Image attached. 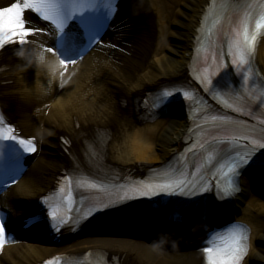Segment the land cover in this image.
<instances>
[{
    "label": "bare ground",
    "instance_id": "bare-ground-1",
    "mask_svg": "<svg viewBox=\"0 0 264 264\" xmlns=\"http://www.w3.org/2000/svg\"><path fill=\"white\" fill-rule=\"evenodd\" d=\"M220 1L119 0L106 33L78 66L65 68L58 56L44 51L52 43L51 35L41 34L26 45L0 50V116L14 125L19 138L32 140L36 147L32 156L20 160L21 166L31 164L29 173L4 197L14 239L6 246L1 264H37L57 253L82 255L88 250L113 264H206L196 249L198 238L170 250L168 242L158 243L155 231L152 236L111 231L105 236L80 232L76 237L63 231L55 237L37 203L56 186L65 169L114 180L126 173L140 178L172 161L193 125L189 107L176 118L164 116L151 122L142 98L160 87L193 83L195 49L209 14ZM13 2L0 0V8ZM180 8L187 12L181 13ZM25 15L35 26L48 28L33 13ZM172 25L179 31H170ZM167 37L176 43L167 44ZM168 50L173 57L164 55ZM252 66L264 84V32ZM71 76L73 81L66 87ZM65 137L69 146L62 141ZM147 208L141 204L119 207L101 219L143 215ZM187 213L206 214L208 226L228 219L248 224L252 248L243 264L264 263V250L257 246L264 242L261 171L243 174L239 190L228 200L212 193ZM27 225L35 231L26 236Z\"/></svg>",
    "mask_w": 264,
    "mask_h": 264
},
{
    "label": "snow or ice",
    "instance_id": "snow-or-ice-1",
    "mask_svg": "<svg viewBox=\"0 0 264 264\" xmlns=\"http://www.w3.org/2000/svg\"><path fill=\"white\" fill-rule=\"evenodd\" d=\"M113 6V0H14L9 6L0 8V50L5 49L8 45H26L32 38L41 34L51 35L53 37L52 43L44 51L53 56H58L60 64L67 68L68 65H74L78 59L82 58L85 49L93 44L98 37L102 39L101 33L108 27L113 16ZM26 12L35 13L41 21L47 22L48 28L35 26L26 17ZM250 20L251 14L246 12L239 24L231 29L228 43V54L232 57L231 64L234 68L241 70L240 74L243 75L244 84H247L248 73L251 72V68L246 66L250 65L260 30L264 29V14H261L260 18L256 20L255 29L251 31L249 29ZM82 38L87 40V45L83 47L80 44ZM212 59L216 60L217 57L213 56ZM201 81L206 91L212 90L208 87L213 83L211 79L201 78ZM172 95L171 91L162 92L157 96L154 103L165 105L170 102L169 97ZM184 95L187 97L188 93L185 92ZM226 106L233 107L231 104H226ZM233 110L241 111L242 109L233 108ZM211 119L213 121H226L227 117L214 115ZM0 125H4L3 116H0ZM0 140L8 142L3 146L6 154L12 149L13 143L23 146L26 152L36 151L32 140L19 138L16 129L11 124L0 127ZM239 140L249 141V143H245L242 147L237 146L235 155H229L218 170L226 178L222 182L225 184L224 187H221L220 183L216 185L219 194L223 197H230L239 190L238 184L232 177H238L242 170L249 166L250 162L253 166L264 167V158L254 159L257 151H264V137L249 140V135L241 133L233 137V142ZM200 147L203 148L204 145L201 144ZM212 159V155H209L207 163H211ZM20 163L21 161L17 157V165L19 166ZM4 175L13 181L18 178V176L8 173ZM191 175L193 174H185L184 171L177 169L170 174L168 179L160 183L141 184L129 190L139 192L143 196L156 195L159 192L169 194L178 192L180 195L191 194L196 192L197 188L203 187V184L196 185L194 181L190 180ZM77 183L82 188H98L94 182L78 181ZM208 190L207 188L204 189V191ZM125 197H121V199ZM63 199L71 202V193ZM100 210L102 209H97V211ZM68 211L72 210L69 208ZM49 215L53 221H59V223L52 225L56 230H59L60 225H70L72 221L71 217L65 219L59 216L58 208H53ZM227 236L228 242L223 246L216 245L215 234H212L205 241L206 246L203 248V252L206 264H242L248 252L249 237L245 226L231 225L227 229ZM5 239L6 223L0 221V249L3 248ZM220 239H224V237H220ZM46 264H53V261H48Z\"/></svg>",
    "mask_w": 264,
    "mask_h": 264
},
{
    "label": "rangeland",
    "instance_id": "rangeland-1",
    "mask_svg": "<svg viewBox=\"0 0 264 264\" xmlns=\"http://www.w3.org/2000/svg\"><path fill=\"white\" fill-rule=\"evenodd\" d=\"M184 2H185V1H184ZM186 4H187V2H186ZM179 10H180L181 13H185V12H187V11L185 10V8H180ZM182 19H183V18L180 17L179 20L181 21ZM170 30H171L172 32H175V31H179V28H178L177 25H173V26L170 27ZM159 31H160V30H159ZM159 31H158V33H159ZM159 40H160V38H157V40H156V45L159 43ZM176 41H177V40H175V38H173V37H172V38H171V37H167V38H166V43L169 44V45H173V44H175ZM164 54L167 55V56L173 57V54H172L169 50L166 51ZM85 59H86V58H85ZM85 59H84V60H85ZM84 60L79 61L78 64H82V63H84V62H83ZM69 84H70V82L68 83V85H69ZM68 85H67V86H68ZM67 86H66V87H67ZM25 175H26V174L22 175L21 178H20V180H22L23 177H24ZM20 180H19V181H20ZM119 220H120V219H119ZM98 230H100V229H98ZM98 230H94V229H93L92 232H94L96 235L102 236L101 233H100ZM126 231H128L129 233H131V232H130L131 230H128V229H127ZM106 233H107V231H104V234H106ZM174 245H175V244H171L170 246H174ZM257 246H258V248L261 249L262 251L264 250V242H260ZM262 254H263V256H264V252H263ZM257 264H264V263L258 262Z\"/></svg>",
    "mask_w": 264,
    "mask_h": 264
}]
</instances>
